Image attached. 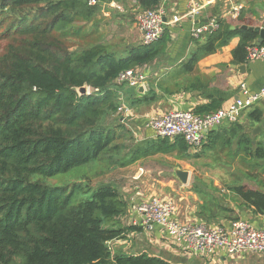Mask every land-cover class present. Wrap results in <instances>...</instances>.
<instances>
[{"label": "trees", "instance_id": "trees-1", "mask_svg": "<svg viewBox=\"0 0 264 264\" xmlns=\"http://www.w3.org/2000/svg\"><path fill=\"white\" fill-rule=\"evenodd\" d=\"M88 2L0 0V39L13 38L0 57V264H171L146 252L113 250L111 243L128 241V236L144 230L123 225L130 209L114 187L89 184L85 193L76 196L82 184L67 192L65 187L49 183L60 174L95 162L105 165L95 176L115 167L114 154L120 146L114 144L116 135L106 121L118 111L125 87L117 85L116 79L126 70L152 63L165 45L163 39L152 46L142 44L123 59L103 44L66 45L57 31L67 35L74 21L90 20L98 9ZM140 4L143 10H154L160 0H141ZM220 24V29L199 46L200 51L204 56L214 54L240 36L234 56L244 61L256 33L234 30L222 21ZM85 85L91 92L80 96L77 89ZM154 99L149 97L147 101ZM218 109L214 106L195 113L203 115ZM262 116L259 110H252L248 117L259 124ZM231 127L234 135L227 141L237 139V143L222 145L235 147L228 156L245 162L263 161L264 141L254 138L252 132L244 133L238 123ZM213 135L194 156H189L194 147L181 137L158 138L154 146L158 152L168 148L197 159L207 149L218 148ZM243 176L260 181L254 172L244 171ZM235 181L228 189L250 212V219L217 206L218 213L204 215L207 220L254 223L253 219L264 217V193L240 183L242 178ZM194 190L200 196L205 194L198 187Z\"/></svg>", "mask_w": 264, "mask_h": 264}, {"label": "crops", "instance_id": "crops-1", "mask_svg": "<svg viewBox=\"0 0 264 264\" xmlns=\"http://www.w3.org/2000/svg\"><path fill=\"white\" fill-rule=\"evenodd\" d=\"M140 3L141 0H98L95 6H90L98 10L87 21L88 30L91 28V33L99 32L101 34H98L100 42L97 44L106 45L118 59L127 58L134 48L142 45V33L135 17H132L138 9H143ZM117 4L121 10L116 8ZM195 5L201 7L198 15L192 19L186 18L181 22L173 23L174 16L188 14ZM239 6L242 7L240 15L236 18L231 17V11L234 7ZM159 7L164 8L165 21L168 23L162 37L165 40L164 49L152 63L140 67L147 76V86L144 87L145 95L137 92L139 86L125 85L121 91L119 108H125L128 113L119 112L118 109L117 112L109 116L114 117L112 124H106L116 135L117 140L121 139L122 141L121 145L118 144L120 151L118 154H114L117 164L104 175L105 181L102 180L99 183L114 187L127 202L130 213L124 219H127L130 225L141 226L140 218L136 212L137 206L143 199L153 196L174 201L178 207L177 218L183 222H198L209 227L229 226L232 222L230 220L220 218L207 220V217H204V215L210 216L213 213H218L217 206L231 208L236 215H243V217L247 215L250 219V212L241 206V201L235 198L228 187L226 190L221 188L219 191L218 186H212L213 181L207 183L194 175L195 167L193 165L198 162L202 161V168L208 169V167L214 168L217 165H223L221 156L224 153L229 159L224 165H228V167L240 158L228 156L229 151L235 147L225 148L222 146L229 145V142L236 145L237 139L227 141L234 135L231 132L233 124L224 123L207 132L202 145L194 147L189 156H194L202 151V146L204 147L208 143L212 134L215 136L218 148L214 151L207 149L203 156L197 159L185 157L184 155L187 154L179 153L176 150L171 151L168 148L166 152H158L154 146L158 138L154 137L146 124L149 116L162 115L173 110L205 112L213 109L214 106L226 109L242 97L241 86L243 84L251 93H257L264 87V60L249 61L246 58L244 61H240L234 56V51L241 43L240 36L232 38L227 45L218 49L214 54L204 56L199 46L206 42L211 33L203 34L199 38H195L193 34L196 26L205 25L211 20H217L218 30L221 25L220 21L230 24L234 30L253 31L251 28L257 27L264 29V0H160ZM258 38L259 35L256 33V39L251 43H257ZM110 40H118L119 43L110 44ZM262 45L264 46V43ZM149 97L155 99L149 102L147 101ZM252 110H259L262 113V123L264 121V99L246 111L242 119L237 122L246 134L251 133L261 124H255L249 119L248 116ZM235 128V135L238 136V128ZM260 135L254 136L252 132L254 138L260 137ZM204 157L206 159L210 157L212 160L203 161ZM192 160L193 165L187 163ZM176 168L190 172V183L193 180L192 184H211V186L207 189H204L203 186H201L202 188L198 187L199 192H205L201 196L195 192L194 188V192L192 189L188 190V187L180 184L172 175ZM234 175L237 177L236 173ZM241 176L239 177L242 178L240 183H244V176ZM235 180H232L227 186L236 182ZM189 182L188 184H190ZM253 220L258 227L264 225V217ZM136 234L128 236L129 240L125 241V245L118 246L122 241L113 242L110 245L113 246V250L123 249L128 253H139L128 251L132 248V245H129L130 239ZM140 234L151 238V244L161 245L162 250L166 251L164 255L183 257L186 254V251L174 244L159 227L151 232L144 229ZM144 252L150 253L149 250ZM243 256H230L221 251L218 255L211 257L200 255L196 257L200 259L221 258L222 260L231 257L230 259L237 260L236 264H242L244 261L238 259ZM245 264L263 263L259 260L257 262L249 261Z\"/></svg>", "mask_w": 264, "mask_h": 264}, {"label": "built area", "instance_id": "built-area-1", "mask_svg": "<svg viewBox=\"0 0 264 264\" xmlns=\"http://www.w3.org/2000/svg\"><path fill=\"white\" fill-rule=\"evenodd\" d=\"M98 0H90L89 6H95ZM117 9L121 7L117 4ZM242 7H234L231 17H238ZM201 7L196 6L184 16H174L173 23L181 22L199 14ZM136 23L142 33V44L152 46L158 43L164 33L165 10L158 7L154 10H140L136 15ZM217 20H211L205 25L194 28L195 38L218 30ZM247 60H264V46L251 43L247 47ZM117 85L137 87L147 86V76L141 68L130 69L120 73L116 79ZM242 97L238 98L226 109L196 114L193 111L173 110L156 116H149L146 126L154 137L162 139L183 138L188 145L200 147L206 133L220 127L224 123L235 124L242 119L244 113L264 99V87L257 93L248 91L246 85L241 86ZM91 88L89 89V94ZM128 113L125 108L119 112ZM136 212L140 218L141 227L153 231L156 227L174 244L195 256L211 257L224 251L230 256H243L250 253L264 254V225L256 226L246 220L232 221L227 227H209L198 222H183L177 218L178 207L172 200L158 196L143 199L137 206Z\"/></svg>", "mask_w": 264, "mask_h": 264}, {"label": "rangeland", "instance_id": "rangeland-1", "mask_svg": "<svg viewBox=\"0 0 264 264\" xmlns=\"http://www.w3.org/2000/svg\"><path fill=\"white\" fill-rule=\"evenodd\" d=\"M140 10H143V9H138L137 12L135 13V15L132 16L133 18L135 17V20H136V14ZM0 20H1V17H0ZM130 20H132V18H130ZM82 27H84V28L82 29ZM90 29L91 28H89V30H88V23L87 22H85V21H74V25L72 26V29L69 30V34L63 35L59 32V30L58 31L56 30V31L62 37L61 38L59 36L60 40L64 41V43H66V45L68 44V45L73 46V47H82V46H86L89 44L90 45L91 44H97L100 42V38H99L100 36L99 35H101V34L99 32L98 33H95V32L91 33ZM108 31H112V30H108ZM0 32H3V31H0ZM12 39H13L12 37H11V39H0V57L5 54V49H7V46L9 44L10 40H12ZM117 42L119 43L118 40H110L109 43L110 44H112V43L116 44ZM130 106H131V104H130ZM113 118L114 117H109L106 121V124L107 125L112 124V120H114ZM255 129H253L252 132ZM259 138H260V140L264 141V131L260 135ZM120 143H122L121 139L114 142V144H120ZM202 160L203 161H206V160L211 161L212 158L209 157V159H206L204 157V158H202ZM221 160H222L221 163L223 165L214 164L217 166H215L214 168L208 167L209 171L207 168H202V164H201L202 161L201 162L197 161L198 163H196L194 165H193V160L191 162H187V163H191V165H193L195 167V171H194L195 177H199L207 183H209V181H213L212 186H216V187L218 186L217 187L218 190L219 189L221 190V188H223V190H226L228 187L227 184H229L232 180H235L236 178L242 177L241 175H243L244 171L254 172L255 174H257L260 177L259 182H255L254 180L249 181V180H246L245 178H244L243 182L248 184L249 186L255 188L256 190L264 193V160L263 161H257L256 160V161L246 162L244 164L243 160L238 158L229 167H228V165L227 166L224 165L226 162L229 161V159L226 156V153H224V155L221 156ZM103 165H104V163L95 162V163H92L91 165H88V166L75 168V169L69 171L68 173L60 174L57 177H55L54 179H51L49 181V183L50 184H58L60 186H63L66 188L67 192L72 191L74 185L82 184L83 187H79L76 191V196H78V195H81L82 193H85L86 188L89 184L91 186L97 187V185L99 184L100 181H102V180L105 181L104 175L95 176L97 171H100L105 167V165L104 166ZM254 166H255V170L253 171ZM176 169H181V168H176ZM175 170L172 172V175L174 176L175 180H177L180 184H182L176 178ZM234 173H236L237 177H234L235 176ZM192 183H193V180L191 181L190 184L185 185V187H188V190L191 191V189H192V192H194L193 188L195 189V187L202 188L201 186H203L204 189H207L211 186V184H192ZM214 183H216L217 185ZM128 223L129 222L127 219L123 220V225H125V226L130 225ZM113 245L117 246L116 244H113ZM120 245H125V241L120 242V244H118V246H120ZM129 245H132V248H130L128 251L131 250L134 252H144L145 250H149L150 253L148 252V254L150 256L160 255L161 258H163L164 260H166L167 262H169L171 264H236L237 263V260H234V258L230 259L231 257L225 258V260H222L221 258L220 259L219 258H215V259L203 258V259H200L188 251H186V254L183 257L177 256L176 254H175L176 256H170L169 254L164 255L166 251L162 250L161 245L151 244V238H149L148 236H145L143 234H140V233H137L135 236H132V238L130 239ZM181 254L183 255L184 253L182 252ZM250 254H255V253H250ZM191 257H196V258L188 259ZM238 260L244 261V263H242V264H245L246 262H249V261L250 262L251 261L257 262V261L261 260L262 263L264 264V254L252 255V256L251 255H245L241 259H238Z\"/></svg>", "mask_w": 264, "mask_h": 264}, {"label": "water", "instance_id": "water-1", "mask_svg": "<svg viewBox=\"0 0 264 264\" xmlns=\"http://www.w3.org/2000/svg\"><path fill=\"white\" fill-rule=\"evenodd\" d=\"M251 30L255 31L259 35V38L257 40V44L262 45L264 43V29H262L261 27H257V28H251ZM89 89H90V87L85 85L84 87L77 89V92L79 93L80 96H86L89 94ZM137 92L145 95L144 94V92H145L144 86L140 85L137 88ZM263 130H264V121L260 124V126L256 127V129L253 131V135L256 136V135L260 134ZM175 176L183 185H187L189 182L190 173L187 171H183L181 169H176L175 170Z\"/></svg>", "mask_w": 264, "mask_h": 264}]
</instances>
